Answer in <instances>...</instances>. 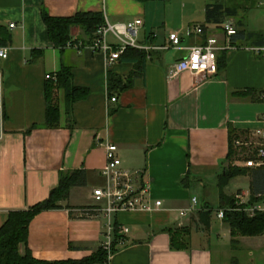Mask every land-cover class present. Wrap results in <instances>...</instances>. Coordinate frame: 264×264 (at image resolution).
Instances as JSON below:
<instances>
[{"label": "crops", "instance_id": "1", "mask_svg": "<svg viewBox=\"0 0 264 264\" xmlns=\"http://www.w3.org/2000/svg\"><path fill=\"white\" fill-rule=\"evenodd\" d=\"M175 1L0 0V25L12 35L7 57H0V226L10 210L47 198L60 172H85V183L72 186L61 207L31 219L26 246L35 258L80 260L103 247L106 219L79 210L94 205L92 190L104 181L105 145L113 143L121 166L141 174L152 209L113 216L117 236L113 230L104 264H264V233L232 237L228 225L215 217L221 205L218 175L229 163L228 126L243 136L264 128V102L258 98L264 90V58L243 45L248 40L225 37L222 24L235 25L234 18L205 22V6L215 1ZM43 8L52 17L99 13L110 24L140 20L136 39L149 47L143 50L141 71L125 79L135 70V60L125 55L108 64V54L91 48L93 34L79 26L70 28L71 41L60 51L48 38ZM195 24L205 33L182 37L180 48H154L166 43L169 32ZM210 37L221 47L214 73L197 78L183 71L167 79L170 65L187 55L189 46ZM107 40L117 44L113 34ZM32 50H41V56L32 59ZM61 64L71 68L74 85L85 88L87 96L73 103L68 119L63 91L56 90L59 127L26 133L44 122V84ZM110 75L128 86L110 90ZM246 159L236 157L231 164L254 168L244 165ZM245 170L223 192L248 203L251 175ZM156 200L161 205L155 206ZM252 206L264 211V195ZM207 209L208 226L199 215ZM124 227L126 234L120 231ZM169 228H185L188 246L172 248Z\"/></svg>", "mask_w": 264, "mask_h": 264}, {"label": "trees", "instance_id": "2", "mask_svg": "<svg viewBox=\"0 0 264 264\" xmlns=\"http://www.w3.org/2000/svg\"><path fill=\"white\" fill-rule=\"evenodd\" d=\"M144 2L145 0H138ZM205 22L221 24L224 18L235 19L236 33L231 37H238L248 40L243 45L249 47H261L264 45V33L260 31L249 32L246 30V22L243 16L238 15L236 7H230L223 1H216L207 4L204 10ZM43 23L47 28V35L53 45L62 51L67 42H70V28L72 26L81 27L84 32L94 38L96 29L105 21L99 13H78L72 17H52L44 8L41 11ZM205 33V27H202ZM12 42V35L9 29L0 25V47H7ZM41 50H32V59L41 56ZM260 54V53H259ZM130 56L135 60V70L127 79L130 81L134 75L142 69L145 60L143 50L127 47L118 58ZM218 61V60H217ZM218 68V62H217ZM55 80L47 78L44 84L45 99V119L41 124H33L26 133L38 127L57 128L59 127V108L56 98V90L61 89L64 94L65 113L68 119H72V105L77 100L87 96L85 88L77 87L73 83V75L71 68L65 64H61L59 70L54 74ZM121 79L114 75L108 77V85L110 90H114L117 86L121 89L126 88L128 83L122 85ZM248 93L251 90H247ZM261 92V91H260ZM258 92V98L259 94ZM245 94V92H237ZM260 99V98H259ZM229 132V151L227 157L228 165L218 175L217 187L219 198L221 201L220 209L224 210L223 221L230 229V235L236 236H258L264 233V211H256L252 216L246 214L242 205H238L234 197H228L224 194L223 188L233 177L248 172L251 175L250 198L248 205L256 204L264 195V166L254 168H244L232 165L233 159L242 158L244 156L242 150L244 146H237L236 140L242 139V132H237L232 126H228ZM254 157V154L245 156L244 158ZM85 183V172L83 170H73L69 172H60L59 180L56 187L50 190L49 195L42 201H39L27 209L10 210L4 223L0 226V264H104L107 262V252L103 248H99L95 253L84 257L80 260H55L47 261L35 258L30 249L27 248L26 242L28 237V225L31 219L44 210L61 207L60 201L67 199L69 190L72 186L82 185ZM183 183V182H182ZM200 219L204 225H209L211 210L199 212ZM117 227H115V235L117 236ZM170 245L174 249L185 248L188 246L187 230L185 228H169ZM25 244V249L20 252L19 245Z\"/></svg>", "mask_w": 264, "mask_h": 264}, {"label": "built area", "instance_id": "3", "mask_svg": "<svg viewBox=\"0 0 264 264\" xmlns=\"http://www.w3.org/2000/svg\"><path fill=\"white\" fill-rule=\"evenodd\" d=\"M141 21L135 19L127 24L117 23L110 24L104 22L100 25L95 33L92 41L91 48L93 50H100L106 54L108 64L116 61L120 54L124 52L127 47L136 48L139 50H148V46H143L137 42L136 36ZM14 24H9L13 27ZM222 30L225 37L229 40L232 35L236 33L234 25L231 22H224ZM203 28L199 24L193 26H186L183 31L169 32L167 41L164 45L154 46V48H180L182 37H189L192 34H201ZM108 34H113L117 40L114 45L107 40ZM68 44V43H67ZM187 55L174 61L170 65L167 73V79L176 77L180 72L188 71L194 77L206 78L214 73L217 68V52L221 49L216 43L214 38H208L204 44H197L188 47ZM253 51L260 53L264 58V45L261 47H252ZM8 49L0 47V57L6 58ZM47 78L55 80V75H48ZM259 98L264 102V90L260 92ZM115 97L110 100L115 101ZM252 138H256L255 141ZM237 146L251 147L254 144V157H249L244 161L247 167L264 166V128L256 129L247 134L242 139L236 140ZM106 149V164L101 172L103 176V184L96 186L92 190V199L94 205L84 207L79 210L80 214L85 216H103L106 219V237L107 240L103 243V249L107 252V257L112 251L111 235H114L115 225L112 221L114 215L127 212V211H147L152 207L148 201V188L142 182L141 174L138 172H131L121 166V159L117 154V146L113 143H107ZM236 203L242 205V210L252 216L258 210L255 206L248 205L240 196H236ZM192 201L195 203L196 198L193 197ZM155 206L161 205V201L156 200ZM224 210L217 209L215 217L219 220L223 219ZM121 233L126 234L128 229L121 228ZM120 245L124 244L123 239H120Z\"/></svg>", "mask_w": 264, "mask_h": 264}, {"label": "rangeland", "instance_id": "4", "mask_svg": "<svg viewBox=\"0 0 264 264\" xmlns=\"http://www.w3.org/2000/svg\"><path fill=\"white\" fill-rule=\"evenodd\" d=\"M176 1L178 3L179 0ZM205 1L208 2L210 0H205ZM213 1L216 2L217 0H213ZM223 2L230 7H236L238 9V15L240 17L241 16L244 17L246 22V27L249 31H260L264 33V0H223ZM205 3L206 2H204V4ZM252 140L255 141L256 138H252ZM254 150L255 147L254 144H252L251 147L249 148L246 147V149L242 150L241 153H243L244 156H240V157L243 158L245 156L254 154L255 153ZM239 154L237 155V157L239 156ZM19 250H20V245H19Z\"/></svg>", "mask_w": 264, "mask_h": 264}, {"label": "water", "instance_id": "5", "mask_svg": "<svg viewBox=\"0 0 264 264\" xmlns=\"http://www.w3.org/2000/svg\"><path fill=\"white\" fill-rule=\"evenodd\" d=\"M0 124H1V112H0ZM0 134H1V126H0Z\"/></svg>", "mask_w": 264, "mask_h": 264}]
</instances>
